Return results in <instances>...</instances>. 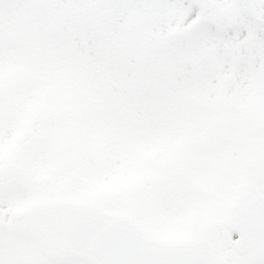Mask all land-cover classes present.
Segmentation results:
<instances>
[{"label": "snow or ice", "instance_id": "snow-or-ice-1", "mask_svg": "<svg viewBox=\"0 0 264 264\" xmlns=\"http://www.w3.org/2000/svg\"><path fill=\"white\" fill-rule=\"evenodd\" d=\"M0 264H264V0H0Z\"/></svg>", "mask_w": 264, "mask_h": 264}]
</instances>
